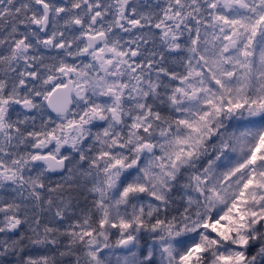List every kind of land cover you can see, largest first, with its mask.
Returning <instances> with one entry per match:
<instances>
[{
	"label": "snow or ice",
	"instance_id": "1",
	"mask_svg": "<svg viewBox=\"0 0 264 264\" xmlns=\"http://www.w3.org/2000/svg\"><path fill=\"white\" fill-rule=\"evenodd\" d=\"M0 264H264V0H0Z\"/></svg>",
	"mask_w": 264,
	"mask_h": 264
}]
</instances>
